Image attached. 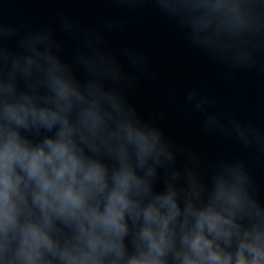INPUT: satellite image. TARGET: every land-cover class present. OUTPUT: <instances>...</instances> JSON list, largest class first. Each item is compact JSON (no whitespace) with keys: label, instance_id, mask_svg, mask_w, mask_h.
Segmentation results:
<instances>
[{"label":"clouds","instance_id":"9594fccd","mask_svg":"<svg viewBox=\"0 0 264 264\" xmlns=\"http://www.w3.org/2000/svg\"><path fill=\"white\" fill-rule=\"evenodd\" d=\"M152 6L229 68L264 59V0H112ZM67 12L59 30L0 19V264H264V199L239 156L205 168L131 101L148 57ZM209 132L264 154V128L209 111Z\"/></svg>","mask_w":264,"mask_h":264}]
</instances>
